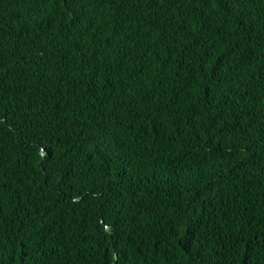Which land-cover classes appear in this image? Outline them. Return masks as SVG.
Returning a JSON list of instances; mask_svg holds the SVG:
<instances>
[{
    "label": "trees",
    "instance_id": "16d2710c",
    "mask_svg": "<svg viewBox=\"0 0 264 264\" xmlns=\"http://www.w3.org/2000/svg\"><path fill=\"white\" fill-rule=\"evenodd\" d=\"M0 264H264V0H0Z\"/></svg>",
    "mask_w": 264,
    "mask_h": 264
},
{
    "label": "clouds",
    "instance_id": "9594fccd",
    "mask_svg": "<svg viewBox=\"0 0 264 264\" xmlns=\"http://www.w3.org/2000/svg\"><path fill=\"white\" fill-rule=\"evenodd\" d=\"M44 154V152H42V155ZM23 219H24V215H23V218H22V220L21 221H23Z\"/></svg>",
    "mask_w": 264,
    "mask_h": 264
}]
</instances>
